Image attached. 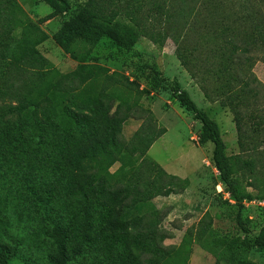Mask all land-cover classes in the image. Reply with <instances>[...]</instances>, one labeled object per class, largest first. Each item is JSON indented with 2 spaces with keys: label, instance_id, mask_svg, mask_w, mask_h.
I'll list each match as a JSON object with an SVG mask.
<instances>
[{
  "label": "trees",
  "instance_id": "trees-1",
  "mask_svg": "<svg viewBox=\"0 0 264 264\" xmlns=\"http://www.w3.org/2000/svg\"><path fill=\"white\" fill-rule=\"evenodd\" d=\"M43 1L53 11L42 22L66 12L67 0ZM117 1L120 0H88L53 35L57 45L74 59L81 54L86 59L103 38L113 40L121 48L132 49L138 41V32L133 23L119 18L120 11L114 8ZM167 1L139 0V13L147 8L148 14L174 16L182 26L174 39L183 66L192 75L203 67L207 72L210 66L216 97L234 114L239 154H227L218 123L199 108L187 90L178 85L173 93L181 106L202 123L199 142L214 144L213 164L242 208L246 198L253 200L243 188V180L248 173L256 182L259 174L264 175V82L254 71L257 61L264 58V0L204 4L206 15L201 14L203 10L196 15L198 0L166 4ZM221 5L223 12L218 10ZM220 23L223 25L217 28ZM198 26L201 30H197ZM48 38L17 0H0V156L13 151L17 157L23 156L32 163L41 161L58 171L55 182L62 183L67 198L86 206L85 219L76 234L84 245L92 213L112 206L107 228L126 234L135 249L125 258L135 264L136 252L139 259L146 252L142 237L156 233L157 219H161L157 208L150 214L141 210L146 187L163 196L186 189L179 176L167 173L159 164L148 161L133 164L131 160L167 130L159 125L151 109L136 105L122 113L107 93L83 95L84 85L94 78L97 70H104L102 66L83 62L73 72L62 74L43 87L42 81L54 71L39 49ZM198 47L209 50L199 54ZM132 114L140 117L142 123L128 140L123 128ZM117 162L121 163L120 169L129 170L122 186L112 183L107 175L110 165ZM45 193L51 195L50 191ZM50 221V236L57 246L53 262L69 264L75 258V253L69 255L67 251L70 229L62 228L61 220L54 217ZM237 221L246 234L242 245L264 249V226L251 236L242 209ZM81 250V246L76 248L77 252ZM148 263L156 264L153 259ZM0 264H9V253L2 247Z\"/></svg>",
  "mask_w": 264,
  "mask_h": 264
},
{
  "label": "rangeland",
  "instance_id": "rangeland-1",
  "mask_svg": "<svg viewBox=\"0 0 264 264\" xmlns=\"http://www.w3.org/2000/svg\"><path fill=\"white\" fill-rule=\"evenodd\" d=\"M17 1L49 36L39 49L50 60L54 71L42 81L43 87H48L62 74L73 72L83 62L102 66L104 70H97L94 78L84 85L83 95L107 93L115 99V108L119 107L122 113L136 105L151 109L159 125L167 130L150 148L140 149L131 160L133 164L145 161L159 164L167 173L179 176L186 189L163 196L146 187L141 210L150 214L157 208L161 219H157L159 230L156 233L142 237L146 252L140 259L136 252L135 264H139V260L140 264H149L152 259L156 264H264V249L242 245L246 234L237 221L242 209L250 235L255 236L264 226V208L248 201L250 198H246L240 208L213 164L214 144L199 142L202 123L174 96L178 85L187 90L199 108L218 123L227 154L233 156L241 152L234 114L216 97L210 66L207 72L203 67L192 75L178 58L174 37L182 26L174 16L148 14L147 8L140 14L139 0L117 1L118 6L114 8L120 11L119 18L136 26V45L125 49L103 38L86 59L84 54L74 59L57 45L53 35L88 0H67L66 12L46 22L42 19L53 9L43 0ZM170 1L183 0L165 3ZM221 1L258 0H198L196 15L204 9V4L211 6ZM218 8L223 12L222 5ZM201 14L207 12L203 10ZM198 27L197 30H201ZM190 34L194 35V31ZM208 50L198 47L199 54H206ZM254 71L264 82V58L257 61ZM132 115L123 128L128 140L142 123L140 117ZM18 156L13 151L0 156V247L9 253V264H54L57 246L50 236L51 217L61 220L62 228L70 229L67 251L69 255L75 253V258L69 264H132L125 255L135 248L126 234L107 228L112 206L92 213L84 245L76 234L85 219L86 206L67 198L62 183L55 182L58 171L49 169L41 161L32 163ZM120 167L121 163H112L107 175L112 183L122 186L129 170ZM151 167L155 168L153 164ZM257 181L251 180L248 173L243 188L258 201L264 199V175L259 174ZM208 224L207 231L201 234ZM78 246L82 247L79 252L76 251Z\"/></svg>",
  "mask_w": 264,
  "mask_h": 264
},
{
  "label": "built area",
  "instance_id": "built-area-1",
  "mask_svg": "<svg viewBox=\"0 0 264 264\" xmlns=\"http://www.w3.org/2000/svg\"><path fill=\"white\" fill-rule=\"evenodd\" d=\"M248 201H250V200H248ZM252 202H256L258 205H260L261 207H263L264 208V199H261V200H256V199H254V200H251V203Z\"/></svg>",
  "mask_w": 264,
  "mask_h": 264
},
{
  "label": "crops",
  "instance_id": "crops-1",
  "mask_svg": "<svg viewBox=\"0 0 264 264\" xmlns=\"http://www.w3.org/2000/svg\"><path fill=\"white\" fill-rule=\"evenodd\" d=\"M138 130V129H137Z\"/></svg>",
  "mask_w": 264,
  "mask_h": 264
}]
</instances>
